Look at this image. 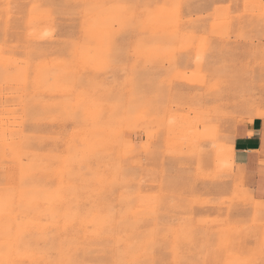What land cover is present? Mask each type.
Listing matches in <instances>:
<instances>
[{"label":"rangeland","instance_id":"obj_1","mask_svg":"<svg viewBox=\"0 0 264 264\" xmlns=\"http://www.w3.org/2000/svg\"><path fill=\"white\" fill-rule=\"evenodd\" d=\"M257 118L264 0H0V264H264Z\"/></svg>","mask_w":264,"mask_h":264},{"label":"crops","instance_id":"obj_2","mask_svg":"<svg viewBox=\"0 0 264 264\" xmlns=\"http://www.w3.org/2000/svg\"><path fill=\"white\" fill-rule=\"evenodd\" d=\"M232 149L234 164L244 184L257 197L264 196V118L237 126Z\"/></svg>","mask_w":264,"mask_h":264},{"label":"bare ground","instance_id":"obj_3","mask_svg":"<svg viewBox=\"0 0 264 264\" xmlns=\"http://www.w3.org/2000/svg\"><path fill=\"white\" fill-rule=\"evenodd\" d=\"M234 154V153H233ZM220 161L222 162V163H226L227 161L225 160V157L223 156V154L221 153L220 154ZM231 163V162H230ZM2 170V169H1ZM11 243V242H10ZM19 246V245H18Z\"/></svg>","mask_w":264,"mask_h":264}]
</instances>
